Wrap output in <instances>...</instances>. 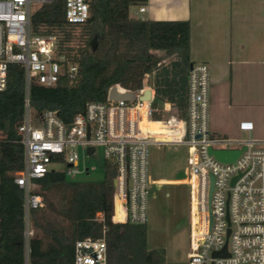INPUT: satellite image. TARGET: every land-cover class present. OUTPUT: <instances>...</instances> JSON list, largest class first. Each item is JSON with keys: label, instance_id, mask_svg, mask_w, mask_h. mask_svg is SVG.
I'll list each match as a JSON object with an SVG mask.
<instances>
[{"label": "built area", "instance_id": "obj_1", "mask_svg": "<svg viewBox=\"0 0 264 264\" xmlns=\"http://www.w3.org/2000/svg\"><path fill=\"white\" fill-rule=\"evenodd\" d=\"M54 1L0 0V92L10 65L20 66L24 75V118L18 128L23 168L14 175L23 193L24 264H29L33 238L31 214L43 206L34 182L57 165L64 167L59 172L69 179L87 174L82 160L95 158L98 149L103 166L114 168L111 221L147 226L150 147L186 148L187 168L181 181L190 188L191 218L185 264H264V139L253 138L254 125L249 121L237 128L247 139L222 138L211 132V81L206 64L193 63L188 68L186 117L181 121H150L154 93L150 90L149 102L139 101L147 90L144 85L136 92L117 87L119 93H135L134 102L106 98V102L90 103L69 123L62 122L55 111L37 118L32 115L31 83L52 88L61 79L73 83L78 74L77 65L58 54L54 37L31 32L34 12ZM63 3L67 24L81 25L89 19L90 0ZM32 6L37 9L32 11ZM145 11V7L137 10L139 19ZM144 121L156 126L146 130ZM210 150L240 151V155L232 163H223ZM224 247L227 257L213 256ZM72 264H108L104 238L76 241Z\"/></svg>", "mask_w": 264, "mask_h": 264}, {"label": "trees", "instance_id": "obj_2", "mask_svg": "<svg viewBox=\"0 0 264 264\" xmlns=\"http://www.w3.org/2000/svg\"><path fill=\"white\" fill-rule=\"evenodd\" d=\"M147 1L90 0V17L81 25L66 23L63 0L34 12L32 34L54 37L58 54L78 67L73 83L61 79L52 88L31 83L29 101L35 118L50 110L69 123L87 104L106 102L111 87L136 92L146 77H152L150 121L185 119L189 23L139 19L137 10ZM24 97L23 70L10 65L0 92V264H24L23 193L14 183V175L23 168L18 128ZM103 170V180L95 183L77 182L56 171L34 182L35 194L46 208L31 214L42 237L29 241V264H72L75 242L86 238H104L108 264H166L163 250L147 249L146 226L111 221L114 168L105 164ZM46 211L66 225L52 226Z\"/></svg>", "mask_w": 264, "mask_h": 264}, {"label": "crops", "instance_id": "obj_3", "mask_svg": "<svg viewBox=\"0 0 264 264\" xmlns=\"http://www.w3.org/2000/svg\"><path fill=\"white\" fill-rule=\"evenodd\" d=\"M145 9L141 19L189 23L190 62L210 71L211 132L249 121L264 139V0H148Z\"/></svg>", "mask_w": 264, "mask_h": 264}, {"label": "rangeland", "instance_id": "obj_4", "mask_svg": "<svg viewBox=\"0 0 264 264\" xmlns=\"http://www.w3.org/2000/svg\"><path fill=\"white\" fill-rule=\"evenodd\" d=\"M37 9L32 6V11ZM130 15L136 16V11L131 10ZM169 62L167 61L166 64ZM154 78V77H153ZM152 77H146L143 85L146 89L153 91L151 85ZM146 130L156 126L155 124L143 122ZM211 130V129H210ZM233 130V129H232ZM217 137L247 139L249 136L240 134L233 130L227 134H217ZM254 139L257 137L254 135ZM149 155V196H148V224L147 249L163 250L166 264H185L190 253V188L182 183L187 168L186 148L184 147H150ZM82 163L88 173L74 177L77 182H100L104 178L103 157L100 149L97 150L95 158H85ZM81 163V167H82ZM63 166H53V171H62ZM38 187H35L37 190ZM51 198V197H50ZM45 203L41 209L45 210ZM46 220L54 227H64L66 223L57 216L46 211ZM33 238H41L42 234L35 229L31 222ZM47 243V240H44Z\"/></svg>", "mask_w": 264, "mask_h": 264}, {"label": "water", "instance_id": "obj_5", "mask_svg": "<svg viewBox=\"0 0 264 264\" xmlns=\"http://www.w3.org/2000/svg\"><path fill=\"white\" fill-rule=\"evenodd\" d=\"M192 63L189 64V69H191ZM107 99L112 102H134L136 99L135 93L125 92V93H119L116 86L111 87L108 91ZM151 100V91L149 89L145 90L143 95L139 97V101L141 102H149ZM245 150V149H243ZM211 154H213L220 162L223 163H232L234 162L238 156L240 155V151H209ZM93 153V150H89V154ZM212 190V189H211ZM213 256H221V257H227L226 253V247H224L223 251L221 253L213 254Z\"/></svg>", "mask_w": 264, "mask_h": 264}]
</instances>
